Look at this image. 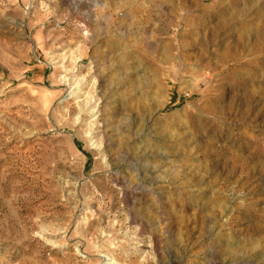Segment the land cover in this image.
<instances>
[{
  "label": "rangeland",
  "instance_id": "obj_1",
  "mask_svg": "<svg viewBox=\"0 0 264 264\" xmlns=\"http://www.w3.org/2000/svg\"><path fill=\"white\" fill-rule=\"evenodd\" d=\"M0 264H264V0H0Z\"/></svg>",
  "mask_w": 264,
  "mask_h": 264
}]
</instances>
